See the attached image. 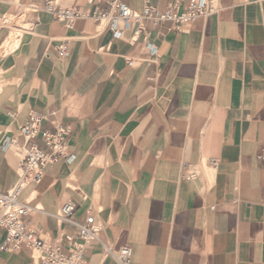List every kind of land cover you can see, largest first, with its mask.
Returning <instances> with one entry per match:
<instances>
[{
    "label": "crops",
    "instance_id": "crops-1",
    "mask_svg": "<svg viewBox=\"0 0 264 264\" xmlns=\"http://www.w3.org/2000/svg\"><path fill=\"white\" fill-rule=\"evenodd\" d=\"M48 1L76 2L0 0V19L19 8L29 24L0 56V193L20 180L35 111L42 130L70 131V160L47 164L21 196L46 240L68 247L77 228L56 214L73 202L78 224L93 214L115 251L132 247L131 264H264V0H216V14L180 30L144 20L122 37L32 11ZM121 1L142 11L181 0ZM10 33L0 24V49ZM86 260L118 264L97 244ZM0 264L35 261L23 248L0 250Z\"/></svg>",
    "mask_w": 264,
    "mask_h": 264
},
{
    "label": "built area",
    "instance_id": "built-area-1",
    "mask_svg": "<svg viewBox=\"0 0 264 264\" xmlns=\"http://www.w3.org/2000/svg\"><path fill=\"white\" fill-rule=\"evenodd\" d=\"M31 9L34 12L48 13L67 30H73L79 20L90 19L99 25L105 24L116 37H122L131 26L141 24L144 20H150L155 26L169 24L171 28L180 30L216 14L219 6L216 0H181L165 10L147 3L142 11H135L121 0H76L71 6L48 1L42 7L32 6ZM11 21L9 16H4L0 19V24L8 26ZM59 52L62 57L69 55L67 40L61 45ZM132 64L129 61V65ZM45 119L44 115L32 111L21 127L24 157L20 164V180L13 190L0 193V228L5 232L0 250L15 252L27 248L32 251L35 264H89L86 252L93 244H97L102 248L105 258H112L118 264H131L132 247L124 245L115 251L102 238L103 227L93 214H89L83 224H78L74 219L76 206L73 202L65 203L56 214L61 225L70 224L77 228L75 237L66 236L68 247L61 242L51 243L30 229L26 219L35 208L21 199L23 191L42 181L47 164L69 161L71 158L66 145L70 131L64 127H58L54 132L42 130ZM38 139L44 142L43 147L38 145ZM15 143L10 140L8 146L16 145ZM259 158L264 163V151Z\"/></svg>",
    "mask_w": 264,
    "mask_h": 264
},
{
    "label": "rangeland",
    "instance_id": "rangeland-1",
    "mask_svg": "<svg viewBox=\"0 0 264 264\" xmlns=\"http://www.w3.org/2000/svg\"><path fill=\"white\" fill-rule=\"evenodd\" d=\"M16 11H17V15H19V13L22 10L19 8H16ZM9 18L12 20L11 24H9L8 26L10 27V32H11L10 35L12 34L13 38L9 42V44L7 45L4 44L3 47L0 49V56H4L8 54L9 52H11L15 48V46H17L18 37L23 33V31L29 28V24L26 22L25 15L17 16V17L9 16Z\"/></svg>",
    "mask_w": 264,
    "mask_h": 264
},
{
    "label": "bare ground",
    "instance_id": "bare-ground-1",
    "mask_svg": "<svg viewBox=\"0 0 264 264\" xmlns=\"http://www.w3.org/2000/svg\"><path fill=\"white\" fill-rule=\"evenodd\" d=\"M12 38H13V35L11 34L4 44L5 45L9 44V42L12 40Z\"/></svg>",
    "mask_w": 264,
    "mask_h": 264
}]
</instances>
